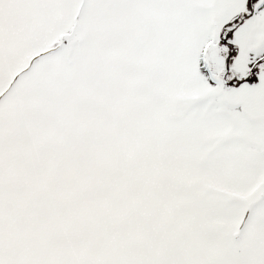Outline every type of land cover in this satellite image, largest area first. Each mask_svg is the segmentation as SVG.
<instances>
[{
    "label": "snow or ice",
    "instance_id": "snow-or-ice-1",
    "mask_svg": "<svg viewBox=\"0 0 264 264\" xmlns=\"http://www.w3.org/2000/svg\"><path fill=\"white\" fill-rule=\"evenodd\" d=\"M0 264H264V0H0Z\"/></svg>",
    "mask_w": 264,
    "mask_h": 264
}]
</instances>
